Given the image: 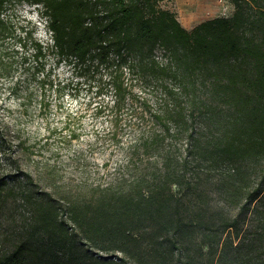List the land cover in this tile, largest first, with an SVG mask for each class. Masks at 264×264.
<instances>
[{"label": "trees", "instance_id": "trees-1", "mask_svg": "<svg viewBox=\"0 0 264 264\" xmlns=\"http://www.w3.org/2000/svg\"><path fill=\"white\" fill-rule=\"evenodd\" d=\"M27 1L50 37L16 33L0 0V72L52 45L106 74L116 125L135 102L142 126L111 128L123 159L62 197L31 171L0 175L28 214L0 264H264V0L192 28L164 0Z\"/></svg>", "mask_w": 264, "mask_h": 264}, {"label": "rangeland", "instance_id": "rangeland-1", "mask_svg": "<svg viewBox=\"0 0 264 264\" xmlns=\"http://www.w3.org/2000/svg\"><path fill=\"white\" fill-rule=\"evenodd\" d=\"M221 3L224 9L217 13L207 11L187 27L216 16L232 15L233 0ZM161 4L175 11L183 25L191 14L185 7L180 12L183 7L179 0H164ZM9 13L16 33L25 35L32 31L34 37L43 41L50 37L41 4L13 0ZM45 53L40 64L31 57L25 65L14 66L9 75L0 72V175L17 168L31 171L37 193L43 189L59 198L64 191L80 189L90 174L96 175L106 164L115 165L123 159L126 150L110 140L111 128L118 129L125 140L131 129H136V125L140 128L142 123L138 121L140 112L132 109L136 104L133 102L126 104L115 124V110L111 109L114 94L103 90L106 74L59 53L52 45L46 47ZM8 181V192L0 197V237L13 233L28 217L24 203L13 197L14 193L19 197L18 182Z\"/></svg>", "mask_w": 264, "mask_h": 264}, {"label": "bare ground", "instance_id": "bare-ground-1", "mask_svg": "<svg viewBox=\"0 0 264 264\" xmlns=\"http://www.w3.org/2000/svg\"><path fill=\"white\" fill-rule=\"evenodd\" d=\"M181 3L180 12L189 8L191 14L184 22L185 26L192 24L194 21L199 20L203 17L205 12L217 13L220 10L224 9L221 3V0H179Z\"/></svg>", "mask_w": 264, "mask_h": 264}, {"label": "crops", "instance_id": "crops-1", "mask_svg": "<svg viewBox=\"0 0 264 264\" xmlns=\"http://www.w3.org/2000/svg\"><path fill=\"white\" fill-rule=\"evenodd\" d=\"M195 25H196V24H195ZM193 26H194V25H193ZM193 26H190V27H187V26H186V27H187V28H192Z\"/></svg>", "mask_w": 264, "mask_h": 264}]
</instances>
